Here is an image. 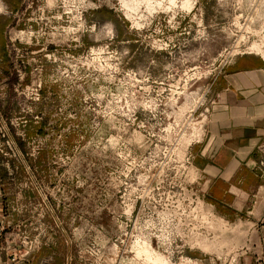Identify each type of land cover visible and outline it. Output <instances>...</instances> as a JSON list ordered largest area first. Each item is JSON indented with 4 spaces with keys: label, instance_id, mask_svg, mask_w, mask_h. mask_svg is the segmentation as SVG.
Wrapping results in <instances>:
<instances>
[{
    "label": "rangeland",
    "instance_id": "rangeland-1",
    "mask_svg": "<svg viewBox=\"0 0 264 264\" xmlns=\"http://www.w3.org/2000/svg\"><path fill=\"white\" fill-rule=\"evenodd\" d=\"M243 55L264 0H0V264H264L192 149Z\"/></svg>",
    "mask_w": 264,
    "mask_h": 264
},
{
    "label": "crops",
    "instance_id": "crops-1",
    "mask_svg": "<svg viewBox=\"0 0 264 264\" xmlns=\"http://www.w3.org/2000/svg\"><path fill=\"white\" fill-rule=\"evenodd\" d=\"M213 92L203 136L192 147L194 167L208 183L212 205L230 215L249 212L253 197L264 200L258 149L264 141V61L237 57L222 71Z\"/></svg>",
    "mask_w": 264,
    "mask_h": 264
},
{
    "label": "bare ground",
    "instance_id": "bare-ground-1",
    "mask_svg": "<svg viewBox=\"0 0 264 264\" xmlns=\"http://www.w3.org/2000/svg\"><path fill=\"white\" fill-rule=\"evenodd\" d=\"M170 3H174V0H170ZM125 5H127V4H125ZM137 4H131V5H129V8L132 10V11H135L136 9H137ZM139 246H141V245H139ZM136 248H137V246H136ZM140 249V248H139ZM144 251V250H143ZM145 252V251H144Z\"/></svg>",
    "mask_w": 264,
    "mask_h": 264
}]
</instances>
